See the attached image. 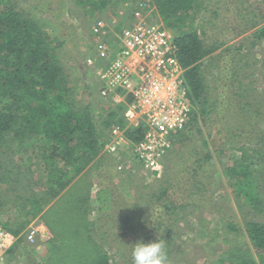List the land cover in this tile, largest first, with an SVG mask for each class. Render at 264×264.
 <instances>
[{
    "label": "trees",
    "instance_id": "1",
    "mask_svg": "<svg viewBox=\"0 0 264 264\" xmlns=\"http://www.w3.org/2000/svg\"><path fill=\"white\" fill-rule=\"evenodd\" d=\"M111 1L75 0V3L96 12L102 11ZM202 1L152 0L162 24L171 35L175 55L184 68V84L192 104L190 120L173 142L180 141V148L169 150L163 175L155 183L153 181L154 186L142 184L134 189V184L130 183L129 188L122 186L119 191L101 187L94 200L88 187L63 192L90 163L94 162L91 165L94 169H99L104 163L103 147L109 129L112 125L124 124L122 112L125 104L109 101L113 107L105 108L103 118L96 120L90 103L79 101L78 90L84 85H79L78 80L75 86L70 83L63 63L57 57V49L62 43L49 34L54 26L53 20L27 14L12 0H0V167L3 170L0 192L5 194L0 200V209L6 205L10 209V204H14L12 217L20 222L16 227L2 224L13 234H20L7 250L11 258L25 255L26 264H133V244L137 241L150 242L159 236L167 242L169 261L177 246L176 226L177 221L183 218L181 211L187 210L184 215L197 212L207 198L212 178V150H224L216 139L221 131L225 132V142L239 136L235 140L237 144L229 146L239 156L224 168L236 189V197L247 202L255 211L264 209V128L253 125L254 128L248 129L252 118L263 117L264 111L259 106L250 107L248 96L252 89L241 78L234 76L238 74L236 70L230 74V84L222 85L236 87L233 95L241 97L238 98L239 105L234 109L232 96H228L226 104L218 100V94L217 100L211 99L202 61L212 58L213 52L222 43L206 44L202 38L204 22H209L200 14L202 7H208V4L202 6ZM193 12L194 17H191ZM255 23L252 22L251 26ZM116 26L121 24L118 22ZM253 36L255 39L264 38V26H259ZM237 48L242 49L241 46ZM236 56L243 59L245 66L249 64L248 52ZM235 110L239 112L240 122L209 129L212 123L222 121L225 112ZM213 112H217V116L222 113L223 117H209ZM198 115L206 118L204 123H209L206 128L217 134L212 135L210 131L208 136L201 134L196 144L189 148V143L186 146L185 141L196 125ZM127 136L131 141L138 138L132 132H128ZM182 146H186V150H182ZM21 159L29 164L23 170L17 164ZM36 173L38 178H35ZM6 179L12 182L9 186L3 184ZM30 185L33 188L30 189ZM119 193H124L127 199H138L133 204L126 203L124 199H117ZM56 201L58 213L52 216V220L42 221L40 217L49 208L55 207ZM94 202L97 203L96 209L101 211L99 222L89 218ZM108 208L115 210L109 212ZM35 217L51 233L42 242L45 252L38 261L33 256L35 244L34 250H28L24 243L25 235L20 233ZM226 225H222L225 230L221 235L223 242L229 245L217 263L223 264L230 259L228 264H264L261 252L264 251V222L245 220L243 228L247 240L240 238L239 241L230 232L237 230L233 223L226 222ZM214 234L208 242H213ZM108 245L117 252L118 261L111 260L106 248ZM251 247L257 249L259 260H254Z\"/></svg>",
    "mask_w": 264,
    "mask_h": 264
},
{
    "label": "rangeland",
    "instance_id": "2",
    "mask_svg": "<svg viewBox=\"0 0 264 264\" xmlns=\"http://www.w3.org/2000/svg\"><path fill=\"white\" fill-rule=\"evenodd\" d=\"M12 1L18 8H21L27 14L46 16L53 20L54 26L49 34L51 36H56L59 42L62 43L57 49V57L63 63L70 83L75 86L77 83L76 80H78L79 85H84L78 90V95L80 97L79 101L90 103L92 115L96 120L103 118V110H106L107 108L111 109L113 105L110 104L108 100L101 98L97 90L99 82L97 77H95V74L99 68L103 66L104 60H99L96 57L97 55L93 48V44L97 37L91 33V27L94 21L100 17L107 21L114 20L116 24H118V22L123 25L128 24L132 20L131 8L133 10L136 0H112L102 11L100 9V11L96 12H92L87 6L81 7L77 5L75 0ZM206 4H208V7H202V12H200V14L209 22H204V34L202 38L206 44H214L216 42L222 43L218 45V48L213 52L214 56L212 58H205V60L202 61V68L206 71V82L209 83L210 86L209 91L211 99L217 100L216 94H218V100H222L226 104L227 99L229 98L228 96H232L231 103L234 105V109L239 105L240 100H238V98L241 99V97L237 94L233 95L236 87H224L222 85L225 83L230 84V80H232L230 79V74L232 73V70H236L238 74H235L234 76L238 79L241 78V81L249 84V87L252 89L249 90L248 96V99L251 101L250 107H252V105L254 107L259 106L263 112L264 38L255 39L253 33L259 26H264V0H203L201 2L202 6H205ZM152 12L153 13L150 14V16L161 21L156 8H154V11ZM192 16L194 17V12L191 13V17ZM252 22H256L255 25L251 26ZM120 27L121 26L118 27L115 25V29L117 30ZM238 46H241L242 49H235ZM246 52H248L247 57L249 58V64L247 66L244 65L243 59H239L236 56L243 55ZM87 57H90L94 61L92 66L87 65ZM239 68H241V72L239 71ZM244 75L248 76L244 77ZM85 86H88L89 88H86ZM217 114V112H213L209 117H223L222 113L218 116ZM224 114H226V116L223 117L222 121L219 120L218 123H215L214 125L212 123V126L211 128L209 127V129L222 127L227 125V123L236 124L241 120L239 112H236V110L230 113L225 112ZM204 119L201 115H198L196 118V125L188 134L189 139L185 141L186 146L189 143V148L193 146V144H196V140L200 138L201 134L202 136L204 133L207 135L208 131H210L206 128V124L209 125V123H204ZM251 124V127H248V129L254 127L264 128V113L263 117H253ZM253 125L254 127H252ZM210 134L216 135L217 133L210 131ZM224 134L225 132L221 131L220 135L217 134V138L215 137L217 141L219 140L217 143H220V147L224 150H221L222 152H218L219 150H212L213 158L212 165L210 166L212 178L211 183L208 186L209 192L206 194L207 198L197 212L194 211L191 214L184 215V212L187 210L181 211L182 213L180 216L183 218H178L179 220L177 221L176 226L178 236L177 246L174 252H172L168 264H215L214 259L222 254L229 245V243L225 246L222 244L224 239L222 236L216 238L214 240L215 242H208L212 239L214 232L217 234L219 233V228L215 227L221 226L222 224L226 227V222L233 223V226L237 230H232L230 232L235 234L234 236H236V238L238 237L237 241H239L241 239L247 240L243 228V222L245 220L251 219L264 222V209L259 212L255 211L251 209L247 202L238 199L236 197V189L232 185V180H230L226 175L227 173L224 171L225 166L232 163V160L237 159L239 156L236 150L229 148L230 145L237 144L235 140L239 139V136L233 138L231 142H225L226 137H224ZM179 142L173 143L171 148L179 149ZM186 146H182L181 149L186 150ZM28 150H32V148ZM105 154H102V156H105V159L99 169L92 168L91 165L94 162L90 163L85 167L84 171L79 174V177L73 180L72 184L68 187V190L64 191L63 194L68 191H74L75 188H77V190H83L88 187L90 196L95 200V193L101 187L110 190V188L118 189L125 185L126 188H129L130 183L134 184V189L140 188L142 184H153L154 186V183L156 182L155 180L163 175V171L159 176H147L141 172H136L135 175L132 173L129 175V173H125V171H118L115 167V159L111 158L112 156L106 152ZM0 158H2V155H0ZM1 161L4 162V160ZM26 161L27 160L24 159L17 161V164L20 165L22 170L29 165ZM31 164V167L35 169V165H33V163ZM263 166L260 167L263 168ZM2 171L3 170L0 167V174ZM9 176L12 177V175ZM38 177L39 174L36 173L35 178ZM10 183L12 182L7 179L3 182V184L7 186H9ZM29 188L31 189L33 186L30 185ZM143 192H145V190H143ZM7 193L9 194V192ZM177 194L178 193H176V195ZM4 195L5 194L0 192V200L5 197ZM9 197L12 199L11 196ZM117 199H124L126 203L132 202L131 204H133L135 200L137 201L138 197L136 199H127L124 197V193H119ZM186 199L188 200L189 198ZM18 201L19 200L16 199V202ZM57 205L56 201L53 205L55 207L49 208L43 217H40L41 220H50V218L52 220V216L58 213ZM96 205L97 203L94 202L89 211V216L97 212L100 213V211L96 209ZM14 207V204H10V210L12 213V208ZM7 208L9 207L6 205L0 209V218L7 216ZM114 210L115 208H108L109 212ZM216 216H219L220 220L216 219ZM206 217L209 222H206ZM221 218H223L222 221ZM20 220H22V218H20ZM41 220L39 219V221ZM40 223L41 225L39 224L40 227L38 226V228L41 231L38 233V238L35 242V244L40 245V247L37 249L36 254H33V256L36 257V261H38L45 252V245L42 242L51 235L50 230H48L42 222ZM0 224L2 225V223ZM195 224H197L195 226L196 229L200 231L209 228H213V231L210 233L208 232V234L204 235V238L202 239L198 237L194 239V232L190 228ZM107 226L108 223H106V227ZM26 230L23 232L24 235ZM224 230L225 228H222L220 233L224 232ZM201 233L203 234V232ZM106 248L111 256V260L118 261V254L117 252L115 253V249H112L111 246L109 248V245ZM251 250L253 252L254 260H259L257 249L251 247ZM261 252L264 255V251ZM12 259L13 258H11L6 252L2 259H0V262L5 264V260H7L10 264ZM229 260L230 259L223 264H228Z\"/></svg>",
    "mask_w": 264,
    "mask_h": 264
},
{
    "label": "built area",
    "instance_id": "3",
    "mask_svg": "<svg viewBox=\"0 0 264 264\" xmlns=\"http://www.w3.org/2000/svg\"><path fill=\"white\" fill-rule=\"evenodd\" d=\"M154 8L152 0H136L128 24L117 30L114 20L100 17L91 27L97 37L96 57L104 60L95 74L99 96L125 104L124 124L110 127L103 151L116 159L118 171L147 176L161 174L165 157L192 112L184 68L168 29L150 16ZM86 63L92 66L94 61L87 57ZM128 132L138 138L131 141ZM39 232L37 224L30 225L25 241L35 244ZM17 239L18 235L0 225V259Z\"/></svg>",
    "mask_w": 264,
    "mask_h": 264
},
{
    "label": "crops",
    "instance_id": "4",
    "mask_svg": "<svg viewBox=\"0 0 264 264\" xmlns=\"http://www.w3.org/2000/svg\"><path fill=\"white\" fill-rule=\"evenodd\" d=\"M115 162H116V159H115ZM126 172V171H125ZM127 173H129V174H131L130 172H127ZM123 186H125V185H123ZM122 187V186H121ZM9 211H11L10 209H7L6 210V215L7 216H4V217H2V218H0V223H5V224H7L9 227H16V226H18L19 224H20V222H18V219H16L15 217H12L13 216V213H12V211L11 212H9ZM8 212V213H7ZM100 213H101V211H100ZM100 213H95V214H93V215H90L89 217H90V219L91 220H93L94 222H99L101 219L99 218L100 216H101V214ZM96 219V220H95ZM216 219H218V220H220V217L219 216H216ZM23 220V219H22ZM41 221H39V218L38 217H35L34 219H31L30 220V222L27 224V226H26V228H25V230L30 226V225H36V224H38V226L40 227V225H41V223H40ZM206 222H209V220L207 219V217H206ZM40 224V225H39ZM1 225V224H0ZM197 224H195L193 227H191L190 229H192V231L194 232V239H196L197 237L198 238H200V239H202V238H204V235H206V234H208V232L210 233L211 231H213V228H209V229H207V230H204V231H200V230H198V229H196V226ZM222 225H224V224H222ZM222 225L221 226H218V227H215V228H219L218 229V231H219V233H218V235H214V237H213V242H215L214 240L216 239V238H218V237H220V236H223V235H221V230H222ZM3 226V225H2ZM4 227V226H3ZM195 227V228H194ZM6 229V228H5ZM6 230H8V229H6ZM24 230V231H25ZM9 231V230H8ZM23 231V232H24ZM41 231V230H40ZM11 232V231H10ZM23 232H20L21 234L23 233ZM201 232H203V234L201 233ZM17 235H20V234H17ZM38 236V235H37ZM38 238V237H37ZM24 243L28 246L27 248H28V250H29V248H32L33 250H34V248H33V244H30V243H27V242H25V239H24ZM222 244L225 246V244H227V243H224L223 241H222ZM35 254H36V251H37V249L40 247V245H36L35 244ZM221 255V254H220ZM220 255H218L215 259H214V262H215V264H218L217 263V261H218V258L220 257ZM24 258H25V255H18V256H16L15 255V257L12 259V261L10 262V264H26V261L24 260ZM0 264H2L1 262H0ZM5 264H9V262L7 261V260H5Z\"/></svg>",
    "mask_w": 264,
    "mask_h": 264
},
{
    "label": "clouds",
    "instance_id": "5",
    "mask_svg": "<svg viewBox=\"0 0 264 264\" xmlns=\"http://www.w3.org/2000/svg\"><path fill=\"white\" fill-rule=\"evenodd\" d=\"M131 255L133 264H168L167 242L159 236L150 242L137 241Z\"/></svg>",
    "mask_w": 264,
    "mask_h": 264
}]
</instances>
